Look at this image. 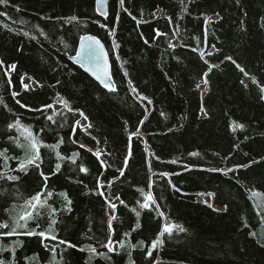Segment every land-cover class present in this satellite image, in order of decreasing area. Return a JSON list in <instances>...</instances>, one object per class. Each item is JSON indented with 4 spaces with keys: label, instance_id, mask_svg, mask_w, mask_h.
Listing matches in <instances>:
<instances>
[{
    "label": "trees",
    "instance_id": "trees-1",
    "mask_svg": "<svg viewBox=\"0 0 264 264\" xmlns=\"http://www.w3.org/2000/svg\"><path fill=\"white\" fill-rule=\"evenodd\" d=\"M86 34L107 47L116 91L69 58ZM26 129L59 145L39 146L49 176L41 199L52 196L27 228L0 235L4 264H181L167 260L173 253L194 264H264V0H110L106 16L96 0L0 4V151L9 157L0 172L20 177L0 180V223L10 228V212L22 213L45 183L33 166L11 170L25 158ZM200 190L225 210L199 202ZM53 219L48 238L23 234Z\"/></svg>",
    "mask_w": 264,
    "mask_h": 264
},
{
    "label": "snow or ice",
    "instance_id": "snow-or-ice-1",
    "mask_svg": "<svg viewBox=\"0 0 264 264\" xmlns=\"http://www.w3.org/2000/svg\"><path fill=\"white\" fill-rule=\"evenodd\" d=\"M0 4H8V0H0ZM121 4H123V0H121ZM76 17H72L70 18V20H76ZM5 27H7L5 25ZM25 35H27L25 33ZM84 41H87V43H82L81 44V48H80V52H78L76 54L75 59L77 60L78 63H80L81 61H83L84 59V53L85 50H87V54H88V58L89 61H91L92 59H95L97 61H99L100 57L102 55H104V49L103 47L100 45V42L95 39L94 37H84L83 38ZM228 59H231L230 57ZM15 65H11L12 69H15ZM95 74V73H94ZM127 74V73H125ZM99 79V77H97ZM9 82H10V78H9ZM102 83L104 85L105 88H107L109 91H116L113 83L111 82L110 78H108L107 76L102 80ZM204 83H207V81L205 80ZM28 86L25 85V88H27ZM199 87V85H198ZM133 91L135 92V88H133ZM18 95V93H13V96ZM142 99H147L146 97H141ZM17 103H19V101H17ZM65 105L67 106V102H64ZM149 103H151V101H149ZM23 107V105H21ZM51 107V106H48ZM36 111H39L40 109H35ZM71 110V109H70ZM81 115H83L81 113ZM49 120L52 119L51 116L48 117ZM86 119V117H85ZM19 124V121H17L15 124H11L9 125V127H16ZM77 124H79V121H77ZM27 131V139H28V146L26 148L25 151V158L20 160L19 162V167L18 169H11L12 171H19V172H23L24 174H27L28 172V168L29 166H33L35 167L37 170H39V175L43 177L44 179V188L42 189L41 192L36 193L34 196H32L30 199H27L24 203L23 207V211L20 214L17 215H12L10 212V218L13 222V225L10 228V225L7 222H2L0 223V228H10V230L8 232L5 233H0V235H6V236H11L14 234H18L17 233V229H25L27 228L28 222L30 220L36 219L39 217L40 215V210L43 209L46 206L47 203V198L52 196V193L50 191L47 192V196H45L44 199H41L42 196L45 195V190H47V181L49 179L48 175H45V173L40 170V164L42 163V160L40 158V154H39V146H44V147H48L50 149H57L59 147V145H43L42 141H40L36 136L33 135V133L29 130L26 129ZM42 131V130H41ZM138 135V134H137ZM10 139H12L10 137ZM59 143H63V139L61 138ZM20 147H24L23 145H18ZM81 147H84L83 145H81ZM7 152V149H4L3 151H0V156L4 157L5 160V165L7 166V161L9 159V157H7L5 155V153ZM56 155L58 158L63 159V157L60 156V153L57 151ZM75 155V154H74ZM97 156H99V153H96ZM195 155V153L193 154ZM12 159H17L16 157H12ZM101 163H103V161H101ZM127 163V160L125 161V164ZM242 167H246V166H242ZM60 169V165L57 164L56 165V171H59ZM82 171H87V169H82ZM213 171H219L217 169H213ZM52 175H55V172L51 173ZM121 175H123V172L121 171ZM166 175V174H163ZM2 179H7L9 181H18L20 179V177L18 175H7V173H3L0 172V180ZM102 187V185H101ZM60 195L64 196V198L67 200V203L70 205L71 204V200L67 199V193H61ZM99 195H103L102 192L99 193ZM147 201H151V203H155V201L152 199L151 195H149L147 197ZM145 202L144 204L141 205L142 208H149L150 204L148 202ZM121 204H123V201H120ZM111 207H115V204H111V202H109ZM50 207V206H48ZM15 209V205H13V210ZM70 210V209H69ZM52 212H55V209H52ZM33 213H35V215H33ZM51 215V213H49ZM139 215V213H137V216ZM161 215H163L161 213ZM113 219H115V217H113ZM56 223V220L53 219L51 221V224L49 225V228L47 231H35L33 229H29L28 231H26L25 233H23L24 235H28V236H37V237H44V238H48L49 234L54 232V229L52 228V225H54ZM137 227H140L139 224L136 225ZM37 227H39V225L37 224ZM175 225H165L164 228V232L171 234V232L173 231V229L175 228ZM181 231L183 229H180ZM161 236L164 235V233L160 234ZM254 235V233H253ZM51 239L55 240L56 236L55 235H51ZM61 244L65 243V241L61 240L60 241ZM111 243V241H109V244ZM163 241L162 240H157L154 241L152 244V248H156L158 245L162 244ZM70 247H75L74 245H69ZM105 247H107L108 245H104ZM264 246V245H262ZM83 250V249H81ZM112 250V249H110ZM92 252H95L96 249L92 248L91 249ZM148 255L151 256L152 253L151 251L148 252ZM0 264H4V262L2 260H0Z\"/></svg>",
    "mask_w": 264,
    "mask_h": 264
},
{
    "label": "water",
    "instance_id": "water-1",
    "mask_svg": "<svg viewBox=\"0 0 264 264\" xmlns=\"http://www.w3.org/2000/svg\"><path fill=\"white\" fill-rule=\"evenodd\" d=\"M109 2H110V0H96L97 9L102 16L106 15L108 12ZM88 36L94 37L95 39H97L100 42V45L104 49V55H102L100 57L99 61H97L95 59H92L91 61H89L87 50H85L83 61L78 63L77 60L75 59L76 54L78 52H80L81 44L87 43V41H84L83 38L88 37ZM76 54L69 57L72 60V62H74L75 64L80 66L87 74H89L93 79H95L103 87H104V85L102 83V80L106 76L108 78H110L111 82L113 83V78H112V73H111L110 56H109V53H108V50H107L105 44L102 42L101 39H99L97 36H95L93 34H87V35L83 36L79 40ZM97 77H99V79ZM113 85H114V83H113Z\"/></svg>",
    "mask_w": 264,
    "mask_h": 264
},
{
    "label": "rangeland",
    "instance_id": "rangeland-1",
    "mask_svg": "<svg viewBox=\"0 0 264 264\" xmlns=\"http://www.w3.org/2000/svg\"><path fill=\"white\" fill-rule=\"evenodd\" d=\"M261 158H264V151L261 153ZM240 244H241L240 246L242 247V249L245 248L246 250L247 249H252L253 246H256V244L254 243L253 240H249V241L242 240L240 242ZM250 252L251 253H255L256 251L255 250H253V251L250 250ZM167 258L172 260V261H179V262L183 261V262H186L187 264H194L189 258L185 257V255H183V253L182 254L181 253L169 254V255H167Z\"/></svg>",
    "mask_w": 264,
    "mask_h": 264
}]
</instances>
